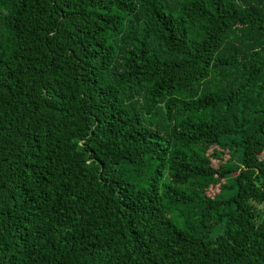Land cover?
Wrapping results in <instances>:
<instances>
[{"label": "trees", "instance_id": "16d2710c", "mask_svg": "<svg viewBox=\"0 0 264 264\" xmlns=\"http://www.w3.org/2000/svg\"><path fill=\"white\" fill-rule=\"evenodd\" d=\"M0 264H264V0H0Z\"/></svg>", "mask_w": 264, "mask_h": 264}, {"label": "rangeland", "instance_id": "374dc122", "mask_svg": "<svg viewBox=\"0 0 264 264\" xmlns=\"http://www.w3.org/2000/svg\"><path fill=\"white\" fill-rule=\"evenodd\" d=\"M231 164H234L235 163V160H233L232 162H230ZM214 191H216V189L215 190H213L212 192H211V194H213V192ZM223 231H224V225H217L215 228H214V230L212 231V233L210 234V237H209V239H215L217 236H219L220 234H222L223 233Z\"/></svg>", "mask_w": 264, "mask_h": 264}]
</instances>
